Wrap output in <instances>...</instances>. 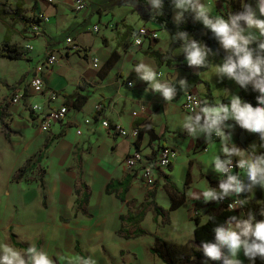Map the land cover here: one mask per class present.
I'll use <instances>...</instances> for the list:
<instances>
[{
	"label": "crops",
	"instance_id": "0c3cea01",
	"mask_svg": "<svg viewBox=\"0 0 264 264\" xmlns=\"http://www.w3.org/2000/svg\"><path fill=\"white\" fill-rule=\"evenodd\" d=\"M75 1L0 0V51L9 45L26 54L22 60L0 58V79L24 78L29 74L31 84L37 70L45 65L48 53H52L58 57V62L52 68H44L40 74L45 83V92L37 94L31 85L27 90L25 89L31 105H40L47 111L63 105L68 106L70 100L74 102L78 97H83V100L86 98L84 103L82 98L79 100L82 102H80L81 107L69 106L68 117L64 121L55 123L50 130L53 135L43 139L35 137L44 134L39 128V114L35 112L34 123L39 125L35 129L36 134L30 132L28 137L21 139L11 137L12 105L10 103L8 117L5 119L7 127L0 124L5 135V138H0V160H4L5 163L8 158H13L14 168L23 161L24 163L17 169L19 171L23 167L26 168L28 162L34 159L35 163L30 169L38 168L48 155L54 156L52 159H55L58 157L57 154L63 153L66 160L70 158L71 164L67 170L75 172L74 218L81 215L92 219L90 208L105 197L111 198V207L107 205L98 207L106 212L97 221L96 226L103 227L106 231L112 256L121 258L127 253L133 254L137 251H141L144 255L143 259L137 258L138 263L122 260V264H166L151 252L157 235L177 245L185 246L186 254H191L194 248L201 249V245L195 241V219L198 217L201 223L205 224L207 222L205 216H209V205L220 204L205 203L202 198L199 201L192 200L186 194L189 188L205 190L206 181L211 187H218L219 176L211 169L214 159L207 154L213 146H217L219 154L221 145L218 140L211 144H205L203 138L193 140L179 129L182 117L191 114L183 107L186 93L179 95L177 91L176 98L167 104L159 94L151 92L148 85L139 80L132 70L137 63L144 62L156 70L158 79L172 83L176 87L179 85V79L188 81L192 74L201 72L202 82L193 92L205 98L202 94L204 92L212 103H219L213 85L206 82L203 77L204 73L212 70L216 55L212 56L208 70L189 68L185 62V55L179 49L181 41L170 40L173 36L156 23L145 0L140 2L133 0L134 8L125 6L129 0H87V8L80 12L74 8ZM245 1L204 0L213 15H220L224 19H228L230 14L241 11ZM163 3L164 9L170 11L173 20L170 0H163ZM10 9L22 12L26 17L37 21V25L27 27L23 21L10 15ZM164 9L162 12L165 11ZM257 15L259 16L258 10ZM185 18L194 22L190 13L186 14ZM259 18L264 19V17ZM95 26L99 27L98 32L94 31ZM35 27L39 28L38 34L34 32ZM144 27L151 29L159 37L157 40H147L138 46L135 44L133 33L137 34ZM189 36L195 39L200 38L201 34ZM68 39H72L82 52H76L73 45L67 43ZM209 41L211 45L203 43L213 52L220 50L219 45H215L212 38ZM224 82L240 97V87L234 81L225 78ZM129 83L134 86L130 87ZM201 86H205L206 91L201 89ZM50 92L57 93L58 100L48 101ZM224 97L223 103H230L226 100V96ZM91 101L94 104L92 107L89 105ZM98 106L101 107V114L96 119ZM84 117H89L86 120H90L88 123L90 125L82 126L86 121L83 120ZM104 121H108L111 126L120 125L126 130L136 129L140 135L137 139L119 137L112 129L103 126ZM74 125L82 130L81 135L77 134ZM237 128L238 126L233 131V142ZM60 140H64L61 146L57 144ZM48 141L51 144L45 149ZM250 145L252 144L248 143L241 148L250 150ZM255 145L258 149L257 154H264V148L258 143ZM165 147L176 150L178 156L170 168L155 172L154 187H149L142 179L140 168L136 170L124 168V161L133 153L140 152L144 157V163L150 165ZM40 156H42L41 161H39ZM41 173L40 170L39 182L44 188ZM92 177L97 180L102 179L98 189L89 182ZM112 181H126L127 189L108 192V186ZM86 195L89 199L88 204L85 205L83 202ZM241 198L249 199L250 211L254 214L255 207L264 204V189L257 186L250 198L247 194ZM136 200L139 201L137 206ZM153 200L164 209L171 211L169 224H163L162 217L156 220L153 211L148 210L140 224L145 229L146 235L132 239L120 236L121 217L141 211ZM81 204L86 206L87 214L80 211ZM195 210L199 213L197 216L194 215ZM94 235L99 239L96 232L92 237ZM11 240L16 248L23 250L15 245L14 241L20 243L15 235H11ZM39 246L40 241L37 243L38 248ZM75 249L83 258H87L82 253L79 240L76 241ZM147 252L152 255L146 254ZM98 258L100 264H107L105 258L102 256ZM239 259L243 264H253L242 252ZM203 260H195L192 264H202ZM208 264L212 263L208 261ZM254 264H264V260L257 258Z\"/></svg>",
	"mask_w": 264,
	"mask_h": 264
},
{
	"label": "clouds",
	"instance_id": "9594fccd",
	"mask_svg": "<svg viewBox=\"0 0 264 264\" xmlns=\"http://www.w3.org/2000/svg\"><path fill=\"white\" fill-rule=\"evenodd\" d=\"M145 3L150 6L153 18L164 9L163 0H145ZM170 3L176 26L185 23L186 14L190 13L194 22L211 32L219 49L225 53L221 63L212 65L215 77L220 81L227 78L241 89L251 87L253 92L258 93L256 107L238 95H230L227 90L223 93L227 94L230 103H210L193 95L190 97L192 112L185 114L179 125V129L193 140L203 138L205 144L218 140L221 145L220 153L214 157L211 167L219 176L218 187H211L206 181L205 190L189 188L186 195L197 201L202 198L205 203H219L231 198L233 202L228 205V209H241L249 203V199L241 198L243 195L247 194L250 198L257 186L264 189V154H257L255 144L250 145V150H245L233 142V131L238 126L250 134L258 135L260 147L264 148V19L259 18L264 17V0H257L255 8L244 3L242 10L230 14L228 19L213 15L204 0H170ZM125 6L134 8L135 4L129 0ZM142 35L143 32L140 33ZM133 38L136 44L141 43L136 33H133ZM172 39L181 41L179 49L185 55L189 68L206 69L210 65L209 56L219 55V50L213 52L185 31H177L175 37H170ZM132 72L167 104L176 98L177 87L158 79V73L151 65L137 63ZM196 74L199 76L201 72ZM187 83L185 79L178 80L181 89ZM234 168L239 169L238 174H234ZM259 214L264 217V209ZM205 219L212 221L213 217L205 216ZM213 232L214 242L202 243V264H208L209 260L220 264H243L239 259L241 252L253 264L257 258L264 260V219L255 221L251 211L243 217L229 216L216 224ZM57 261L59 264L62 261L73 264L67 257L50 255L35 243H30L23 250L6 242L0 243V264H57ZM79 264H98V260L94 256L81 257Z\"/></svg>",
	"mask_w": 264,
	"mask_h": 264
},
{
	"label": "rangeland",
	"instance_id": "374dc122",
	"mask_svg": "<svg viewBox=\"0 0 264 264\" xmlns=\"http://www.w3.org/2000/svg\"><path fill=\"white\" fill-rule=\"evenodd\" d=\"M222 59L223 57L220 54L216 55L213 64L221 63ZM203 77L206 82L213 85L214 93L220 102H223V99H225L224 96H226V100L229 101L227 94L223 93L225 90H227L230 95H236L234 89L227 86L224 80L220 81L215 77L214 66L212 70L204 73ZM29 81V74L24 78L7 77L0 79V103L9 102L12 105L10 127L12 131L11 137L14 139L26 138L30 132L36 134L35 129L39 127L38 123H34L36 116H34V112L31 108V100L28 96H24L25 106L22 104H13L14 97L29 88ZM201 87V89L206 91L205 86ZM202 94H204L203 96L205 98L200 94L198 95L202 97V100L208 101L209 97L207 94L204 92ZM89 105L92 107L94 104L91 101ZM81 106L82 105H80V107ZM99 107L100 106L97 108L99 109ZM30 114H32V116H30ZM88 118L89 117H84L83 120ZM86 121L83 122L82 126L90 125ZM74 126L77 134L81 135L82 130L78 129L77 125ZM48 135H53L52 131H44L41 137L37 135H35V137L43 139ZM242 137H244V142H241ZM0 138H5L1 126ZM63 143L64 140L57 142L59 146ZM234 143L238 147H241L248 143H258V145H260L261 141L258 135L250 134L238 127L235 133ZM62 154L63 153L57 154L58 157L55 159H52L54 156L48 155L43 163L34 170L30 168L35 163V159L29 161L25 172L22 173L23 179L20 181L17 180V169H19L24 162L22 161L20 165L14 168L15 160H13V158H8V161H5V163L4 160H0V243L6 242L14 246L11 235H15L18 242L28 247L30 243H35L37 246V243L40 241L39 248L46 249L50 255L54 257L58 255L64 256L67 257L68 260H71L73 264H79L82 256L75 249L76 241L79 240L82 253L86 257L94 256V258L98 260V264H100L98 256L105 258L107 264H112L111 261L115 264H122V260L135 261L138 263L137 258H144L141 251L134 252L133 254L127 253L121 258H114L111 254L112 249L110 248V240L106 235V231L103 227L96 226L97 221L102 218L106 212L100 210L98 207L100 205L111 207V198L105 197L90 208V212L93 216L92 219H87L81 215L74 218L76 197L73 191V181L75 179V172L73 170H67V167L71 164V159L69 158L66 160L67 158ZM207 155H209L211 159H214V157L218 155L217 146L211 147V151ZM125 161L123 164L126 169ZM40 170L45 184L44 188L41 187L39 182ZM26 171L28 172L26 173ZM100 181H102L101 178L100 180L94 177L89 179V182L93 183L95 189H98ZM135 205H139L138 200H136ZM262 209H264V204L255 207V221L264 219V217H261L259 214ZM94 232L99 235V239L95 238L96 235L92 237ZM148 253L152 255L150 252L146 254ZM57 264H59L58 261ZM61 264H66V262L62 261Z\"/></svg>",
	"mask_w": 264,
	"mask_h": 264
},
{
	"label": "trees",
	"instance_id": "16d2710c",
	"mask_svg": "<svg viewBox=\"0 0 264 264\" xmlns=\"http://www.w3.org/2000/svg\"><path fill=\"white\" fill-rule=\"evenodd\" d=\"M140 2V0H138ZM257 0H246L245 3L251 4L254 8L256 7ZM161 14L155 17V21L157 24L161 25L163 29H165L168 33H170L173 37H175V34L177 31H185L189 35H195L196 33L201 34L200 38H195L198 42H206V44H210L209 41L210 38L213 39V43L215 45H218L217 41L214 39L211 32L204 29L203 26L199 23L192 22L189 18H185L186 22L181 25H175L171 18V13L168 9H164ZM10 15L13 18H16L19 21H23L25 25L28 26H34L37 25V21L31 20L30 18L26 17L22 14V12L10 9L9 10ZM219 54L224 57L225 53L222 52V50H219ZM25 53L22 51H19L16 47L6 45L3 50L0 51V58H7L11 60H22L25 58ZM157 56V55H156ZM158 57V56H157ZM209 61L211 65L212 57L209 56ZM210 65L208 68L202 70H208L210 68ZM187 85L181 89L180 86H177L178 94L183 95L188 92H193V90L202 82V79L200 75L192 74V76L187 81ZM26 95V94H25ZM78 95V94H77ZM258 93L253 92L251 87H249L247 90L240 88V97L241 99L245 100L248 103H251L253 107L257 106L256 96ZM82 98V102L84 103L86 98L83 100V97H78L77 100L72 102L71 100L68 103V106L70 107H79L81 105V101H79ZM210 103H212L211 100H209ZM81 102V103H80ZM80 103V104H79ZM10 107V103L0 104V124L2 126L7 127V124L5 123V119L8 117V108ZM101 114V107L97 110L95 114V118L98 119L99 115ZM140 135V134H139ZM9 138V135L7 136ZM50 141L46 142L45 149L49 148ZM42 160V156H40L39 161ZM25 167L21 168L18 171L17 180L20 181L23 178L22 173L25 171ZM127 182H119V181H112L111 184L108 186L107 191L108 192H117L121 189H127ZM79 195V192H78ZM153 196V194H151ZM89 196L86 195L84 202L85 205L88 204ZM80 211L83 214H87L86 206L80 205ZM148 210L153 211L155 215V219L157 220L158 217H162L163 224H169L170 222V210L164 209L162 206L158 205L154 200L147 203L141 211L137 213H129L128 215H124L121 217L122 220V228L119 231V235L126 238V239H132V238H138L141 236L146 235L145 229H143L140 224L144 219V216ZM250 211V204L248 203L245 207H243V210H229L226 207L222 205L217 204H210L208 209L209 216L213 217L212 221H207L205 224L201 223V220L197 217L195 219L196 223V229H195V241L196 243L200 244L202 246V243L205 241L214 242V232L213 228L218 223H222L225 221L229 216L236 215V216H246L247 213ZM13 237V236H12ZM15 245L25 249L26 246L15 242ZM77 249H79V244H77ZM186 247L177 245L175 243H172L170 241L165 240L161 236L157 235L155 237V241L153 246L151 247V252L158 256L163 262L166 264H192L195 260L204 259V255L201 249H195L192 251L191 254H186ZM210 261V260H209ZM212 264H220V262H214L210 261Z\"/></svg>",
	"mask_w": 264,
	"mask_h": 264
},
{
	"label": "built area",
	"instance_id": "2783aa9c",
	"mask_svg": "<svg viewBox=\"0 0 264 264\" xmlns=\"http://www.w3.org/2000/svg\"><path fill=\"white\" fill-rule=\"evenodd\" d=\"M87 6H88L87 0H76L75 4H74V8L77 12L85 10L87 8ZM38 31H39V28L35 27L34 28L35 34H38ZM94 31L98 32L99 27L95 26ZM141 32H143L142 36H140ZM137 36H139L141 38L140 44L135 43L138 46L142 45L147 40H150V41L151 40H157L159 37L157 33L153 32L151 29H148L146 27L141 28L138 31ZM67 43L69 45H73L74 50L76 52H78V53L82 52V49L72 39H68ZM57 62H58V57L56 55H52V53H48V58H47L45 65L37 70V74L32 79V82L30 84L31 88L37 94H41V93L45 92V83H44L42 77L40 76L43 69L44 68L45 69L46 68H52ZM95 62H97V60H95ZM130 84H132V83H129V85ZM48 95H49L48 101H50V102L56 101L59 98L58 94L55 92H50ZM193 95L198 96L202 100V98L195 92H188L185 94V100L183 103V107L186 111H188L190 113L192 112V108L190 106L191 105L190 97ZM24 96H25V91H23L21 94H17L13 99V104L21 105L22 102L24 101ZM31 108H32L33 112L39 114V117H38L39 125L43 131H50L52 126L55 123L64 121L68 117L69 110H70L69 106H67V105H63L60 108L47 110V111H45L40 105H37V104L31 105ZM86 122L89 123L90 120H87ZM102 124L106 129H112L113 133L119 137L132 138V139H137L139 137V131L136 129L126 130L124 127H122L120 125L111 126L108 121H104ZM177 156H178V153L176 150H174L172 148L165 147L160 151V153L158 154L154 163H152L150 165H146L144 163L143 155L140 152H135L126 159L125 165H126V168L128 170H136V169L140 168L142 179L145 181V183L149 187H154L155 183H156L155 172L161 171V170H166V169L170 168L172 166L174 160L177 158ZM234 164H235V161H234ZM237 172H239V169L234 168V174H236ZM232 202L233 201L231 198H226L224 201L219 202V204L228 209V205ZM237 210L241 211V210H243V208L237 209ZM197 213H198V211L195 210L194 215L197 216L198 215Z\"/></svg>",
	"mask_w": 264,
	"mask_h": 264
},
{
	"label": "water",
	"instance_id": "95a60500",
	"mask_svg": "<svg viewBox=\"0 0 264 264\" xmlns=\"http://www.w3.org/2000/svg\"><path fill=\"white\" fill-rule=\"evenodd\" d=\"M241 142H244V137L241 139Z\"/></svg>",
	"mask_w": 264,
	"mask_h": 264
}]
</instances>
